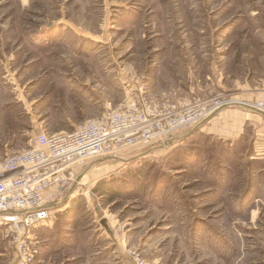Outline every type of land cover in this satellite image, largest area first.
<instances>
[{
	"label": "rangeland",
	"instance_id": "1",
	"mask_svg": "<svg viewBox=\"0 0 264 264\" xmlns=\"http://www.w3.org/2000/svg\"><path fill=\"white\" fill-rule=\"evenodd\" d=\"M142 90L258 121L264 0H0V157ZM198 125L78 165L30 230L35 264H264L259 123L233 144ZM13 241L0 228V264Z\"/></svg>",
	"mask_w": 264,
	"mask_h": 264
},
{
	"label": "built area",
	"instance_id": "2",
	"mask_svg": "<svg viewBox=\"0 0 264 264\" xmlns=\"http://www.w3.org/2000/svg\"><path fill=\"white\" fill-rule=\"evenodd\" d=\"M126 99L117 107L108 103L100 115L70 130H42L27 148L0 157V228L13 233L18 264H35L30 230L49 220L84 160L137 144L157 141L167 146L223 103L150 98L143 90L132 91ZM242 104L264 113V98ZM255 153L264 155L260 148Z\"/></svg>",
	"mask_w": 264,
	"mask_h": 264
},
{
	"label": "crops",
	"instance_id": "3",
	"mask_svg": "<svg viewBox=\"0 0 264 264\" xmlns=\"http://www.w3.org/2000/svg\"><path fill=\"white\" fill-rule=\"evenodd\" d=\"M244 109L245 112L243 114L245 116H247V114L257 116L258 121L250 119L249 117L239 118L238 116H235V113L234 115H231L227 113L228 110L220 109L219 111L211 115L208 119H206L204 123L198 125L197 130L206 133L207 135L218 137L227 144H233L236 139L243 133V126L245 125V123L248 122L250 123V125L254 126L256 125V122H258V128L253 127L255 135L258 136L257 148H264V113L247 108H243L242 110ZM248 112H254V114H250ZM177 136V138H179L180 136L184 135L181 133Z\"/></svg>",
	"mask_w": 264,
	"mask_h": 264
},
{
	"label": "trees",
	"instance_id": "4",
	"mask_svg": "<svg viewBox=\"0 0 264 264\" xmlns=\"http://www.w3.org/2000/svg\"><path fill=\"white\" fill-rule=\"evenodd\" d=\"M193 135H189V137H187V140L189 139V138H191Z\"/></svg>",
	"mask_w": 264,
	"mask_h": 264
},
{
	"label": "bare ground",
	"instance_id": "5",
	"mask_svg": "<svg viewBox=\"0 0 264 264\" xmlns=\"http://www.w3.org/2000/svg\"><path fill=\"white\" fill-rule=\"evenodd\" d=\"M89 196H90V198L92 199V197H91L92 195H91L90 193H89Z\"/></svg>",
	"mask_w": 264,
	"mask_h": 264
}]
</instances>
